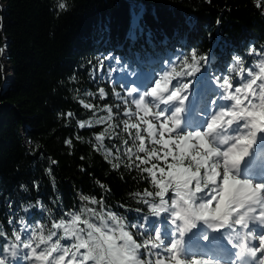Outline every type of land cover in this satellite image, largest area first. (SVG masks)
Returning <instances> with one entry per match:
<instances>
[{
    "label": "trees",
    "instance_id": "trees-1",
    "mask_svg": "<svg viewBox=\"0 0 264 264\" xmlns=\"http://www.w3.org/2000/svg\"><path fill=\"white\" fill-rule=\"evenodd\" d=\"M60 2L0 0V48L9 36L14 68L6 85L0 55V227L9 236L10 219L46 222L47 213L35 207L22 211L29 204L40 201L59 217L80 208L81 194L104 198L125 223L136 222L134 209L143 206L131 194L151 185L124 163L113 169L117 161L106 158L111 152L127 163L123 154L133 147L122 123L130 105L115 97L116 91L126 96V88L108 77L110 69L158 71L150 61L182 59L177 54L196 49L209 57L214 75H227L235 56L251 65L256 57L247 52L264 46V2L258 8L255 0H63L64 10ZM109 55L118 60H105L101 69ZM99 88L107 93L103 99ZM204 97L211 100L208 89ZM117 104L119 119L109 121L119 123L116 135L101 146L95 137L107 124L95 120L108 115L107 107L117 113Z\"/></svg>",
    "mask_w": 264,
    "mask_h": 264
},
{
    "label": "snow or ice",
    "instance_id": "snow-or-ice-1",
    "mask_svg": "<svg viewBox=\"0 0 264 264\" xmlns=\"http://www.w3.org/2000/svg\"><path fill=\"white\" fill-rule=\"evenodd\" d=\"M255 2L259 8L264 0ZM66 7L61 0L58 8ZM4 50L0 48V55ZM177 55L182 59L150 61L163 71L153 87L147 83L155 78L154 67L145 71L143 83L124 90L126 96L115 92L123 105H135V111L124 110L129 119L122 121L133 147L123 154L127 163L111 152L106 158L117 161L111 164L113 169L124 163L151 185L131 194L143 206L134 209L136 222L125 223L126 216L94 195L81 194L80 208L59 217L37 201L22 211L27 214L35 207L47 213L41 216L45 223L30 224L24 216L10 219V236L0 227V264H220L221 259L225 264H264V160L256 161L253 149L258 139L264 144V46L247 52L258 58L254 64L245 67V60L235 56L227 75L210 77L218 85L211 101L214 110L207 111L205 104L193 112V120L185 114L192 112L196 91L189 99V84L182 79L172 82L176 77L197 78L209 57L198 55L196 49ZM110 59L118 60L104 57L100 68ZM114 71L119 69H110L109 78ZM98 94L101 99L107 96L104 88ZM120 107L116 105L115 114L107 107L108 115L95 120L107 124L95 137L101 146L105 136L116 135L119 123L109 121L119 119ZM200 116L208 117L203 130L193 126ZM131 118L136 122L130 123ZM128 143L124 141L125 146ZM47 172L51 175L52 169ZM257 175L262 182H256Z\"/></svg>",
    "mask_w": 264,
    "mask_h": 264
},
{
    "label": "rangeland",
    "instance_id": "rangeland-1",
    "mask_svg": "<svg viewBox=\"0 0 264 264\" xmlns=\"http://www.w3.org/2000/svg\"><path fill=\"white\" fill-rule=\"evenodd\" d=\"M257 57L255 58V60L251 63L254 64L255 62H257ZM176 59H173V61H175ZM154 61V60H153ZM209 64V63H208ZM207 65H205L202 69H201V72L199 73H196L195 76L197 78H192V77H176L175 79H173V84L176 83V80H179V79H182L183 82L185 83H188L189 84V91L187 93L188 96L192 95V91L195 90L196 91V94H201V97L203 93H205V90L210 89L212 92L214 91V94L212 95V98L210 101H207L208 102V105H207V108L206 110L208 109L210 112L211 110H214L211 106V101L212 99H215V93H216V90L218 88V85L216 84L215 81H212V79L210 77H213V76H216L213 74V72L211 71V68H209L208 72L205 73V68H206ZM249 66L248 65V61L247 63H245V67ZM167 70H171V68L169 67ZM180 69L177 67V71H179ZM258 70V69H257ZM139 71V69H138ZM125 72H128V73H131L132 71H130L129 69L125 68V69H119V71H114L112 73V78H116L118 81L120 82H123L124 83V87L127 89V88H131V81L132 80H135V76H132V75H127L125 76ZM139 73H141V76L140 77H143V74L145 73V71H139ZM203 74H206V76L203 78ZM163 75V71L160 69L158 71H156V75H155V78L152 79L149 83H147V87H153L155 85V79H159V77ZM211 75V76H210ZM210 76V77H209ZM202 77V78H201ZM210 79V80H208ZM131 109L133 111H135V105H130ZM169 113H166V115H168ZM201 120H196V121H199L201 122L202 124L200 125L201 127V130H203V127H206V124L203 123V121H205L206 119H208V117H203L201 116L200 117ZM127 119H129V117H127ZM131 122H136V118H131L130 119V123ZM195 127V126H194ZM191 130V129H189ZM258 143V141H257ZM256 182H262L261 180H257ZM26 264V262H25Z\"/></svg>",
    "mask_w": 264,
    "mask_h": 264
},
{
    "label": "bare ground",
    "instance_id": "bare-ground-1",
    "mask_svg": "<svg viewBox=\"0 0 264 264\" xmlns=\"http://www.w3.org/2000/svg\"><path fill=\"white\" fill-rule=\"evenodd\" d=\"M5 50H4V69H5V74H6V77L8 79L11 78V75H12V70L9 69L8 65H10V62L8 60V55H7V44H8V38H5ZM206 76V74H203V78ZM202 78V77H201ZM132 81H135V80H132ZM139 84L140 83H143V79L142 77L139 79ZM149 83V82H148ZM200 96L201 94H196V96ZM213 110H211L212 112ZM202 123L199 122V121H196L194 120V123H193V126H196V125H201ZM258 137H259V134H258ZM259 141V139H258ZM253 149L258 152V158L256 159V161H261V160H264V147H260L259 146V143H257L256 145H253ZM257 181V179H256ZM223 264H225V260L223 259Z\"/></svg>",
    "mask_w": 264,
    "mask_h": 264
},
{
    "label": "water",
    "instance_id": "water-1",
    "mask_svg": "<svg viewBox=\"0 0 264 264\" xmlns=\"http://www.w3.org/2000/svg\"><path fill=\"white\" fill-rule=\"evenodd\" d=\"M6 38H8V44H7V55H8V60L10 62V65L12 67V76L10 79H8L7 77L5 78V83L6 85H10L13 81H14V68H13V65L11 63V60H10V52L11 50L9 49V45H10V39H9V36H7ZM3 48L5 49V45L3 46ZM2 61H3V64H4V52L2 54Z\"/></svg>",
    "mask_w": 264,
    "mask_h": 264
}]
</instances>
